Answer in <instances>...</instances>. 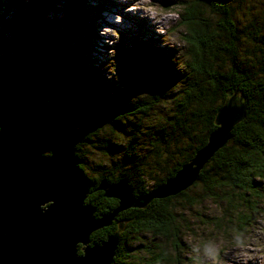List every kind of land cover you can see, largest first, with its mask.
I'll use <instances>...</instances> for the list:
<instances>
[{
    "label": "trees",
    "instance_id": "1",
    "mask_svg": "<svg viewBox=\"0 0 264 264\" xmlns=\"http://www.w3.org/2000/svg\"><path fill=\"white\" fill-rule=\"evenodd\" d=\"M231 1L178 0L181 6L178 25L183 28L186 56L182 70L175 69L172 59L163 55L164 51L153 42L134 41L130 51L115 49L123 67L133 69L146 83L143 96L132 103L119 95L102 101L101 79L93 76L92 66L86 62L89 38H83L74 52L69 49L75 44L88 13L85 0H73L66 10L64 24L52 34L54 38L51 35L46 39L45 31V12L54 9V0H39L26 10V39L19 47L23 50L0 85L15 91L14 74L19 70L28 95L48 99L54 113L57 107L70 101L79 106L82 98H89L102 108L96 121H88L67 142L74 147L82 172L85 163L82 146L114 153L108 162L96 165L95 176H86L89 193L85 202L95 206L96 215L107 213L118 204L117 199L95 190L101 178L112 182L124 177L135 196L146 194L174 175L206 143L208 134L216 127L215 114L227 98L236 92L246 101L244 118L234 125L228 141L208 159L190 186L174 195L154 198L144 207L123 210L109 226L91 233V243L101 242L118 229V222H124L112 264H132L129 237L142 231L172 238L176 244L184 226L179 208L184 205H201L209 200L220 208L221 214L206 216L205 221L221 225L226 216L231 222L232 214L237 213L243 223L247 212L253 211L252 207L262 196L264 25L252 19L241 23ZM162 2L165 6L172 4V0ZM24 100L18 94V103ZM133 117H146V120L130 121ZM127 121L132 122L128 127ZM106 130L126 134L113 140ZM50 131L41 137L40 143ZM95 138L98 141L94 142ZM146 251L148 255L144 259H150L148 264L168 259L163 249L147 246Z\"/></svg>",
    "mask_w": 264,
    "mask_h": 264
},
{
    "label": "rangeland",
    "instance_id": "2",
    "mask_svg": "<svg viewBox=\"0 0 264 264\" xmlns=\"http://www.w3.org/2000/svg\"><path fill=\"white\" fill-rule=\"evenodd\" d=\"M38 1L0 0V83L8 78L9 67L13 65L15 58L19 59L23 50L19 47L22 46V40L26 39V10ZM107 1L109 0H85L88 13L80 26L79 36L74 40L75 44L69 49L74 52L83 38H89V46L85 50L88 55L86 62L92 66L93 76L101 79L99 92L102 101L112 100L119 95L125 102L132 103L137 97L143 96L146 83L133 69L127 70L123 67L118 61L115 49L130 51L134 41L153 42L155 47L164 51L163 55L172 59L175 69L182 70L186 56L182 40L183 28L178 25L181 6L177 4L178 0H172L171 6H165L163 0H116L123 1L125 5L120 6L119 12L115 6H112L110 11L103 7V3ZM142 1L146 2V5L142 4ZM53 3L54 9L48 8L45 12L46 39L60 30L67 16L66 10L73 0H54ZM231 3L241 23L252 19L264 25V0H232ZM145 11L149 13L152 22H155L154 32L147 29L148 22L139 16ZM123 13H127V16ZM106 18L111 21L107 22ZM117 21L122 22V25H115ZM14 76L15 91L21 98H29L26 82L20 79V71H15ZM80 101L79 106L70 101L56 108L54 125L47 138L38 146L42 153L47 154L52 146L67 144L69 139L75 138L86 127L88 121H96L102 113V108L93 100L82 98ZM163 109L165 110L166 106ZM140 119L145 121L146 117H133L130 121L137 122ZM130 121L126 122L127 127L132 123ZM105 132L113 140L126 134L122 131ZM99 134L102 137V131ZM98 139L95 138L94 142ZM81 153L85 162L83 171L87 177L95 176V171L98 170L96 165L102 164V161L108 162L114 154L109 150L103 152L101 149L85 145L82 146ZM179 209L182 211L184 225L180 228L179 241L175 244L172 238L154 236L148 231L130 236V251L134 256L130 260L132 264L150 262V259H144L148 255L147 246L154 250L163 249L167 254V260L152 264H264V189L262 196L252 207L253 211L247 212L243 223L237 213L232 214L231 222L226 216L221 225L205 221L206 216L221 214L220 208L209 200L201 205H184ZM240 224L242 228L239 227Z\"/></svg>",
    "mask_w": 264,
    "mask_h": 264
},
{
    "label": "water",
    "instance_id": "3",
    "mask_svg": "<svg viewBox=\"0 0 264 264\" xmlns=\"http://www.w3.org/2000/svg\"><path fill=\"white\" fill-rule=\"evenodd\" d=\"M28 97L18 103V93L0 85V264H112L124 222L101 242L91 243V233L109 226L123 210L190 186L246 113V101L234 92L218 108L206 143L146 194L135 196L124 177L101 178L95 190L118 204L96 216L95 206L85 202L89 185L74 147L67 143L47 154L39 151L55 113L48 99Z\"/></svg>",
    "mask_w": 264,
    "mask_h": 264
},
{
    "label": "bare ground",
    "instance_id": "4",
    "mask_svg": "<svg viewBox=\"0 0 264 264\" xmlns=\"http://www.w3.org/2000/svg\"><path fill=\"white\" fill-rule=\"evenodd\" d=\"M123 1L122 2H119V1H116V0H109V1H107L106 3H103V7H106L109 11H110V8L112 7V6H115V7H117V10L119 11V12H121V7H124L125 5H123ZM142 4H145L146 5V2H144V1H142L141 2ZM151 3V2H150ZM127 4V3H126ZM121 6V7H120ZM123 9V8H122ZM147 11H145V12H143L141 15H139V16H141L140 18L142 19V20H146L147 22H148V24H147V29H149V30H151V32H154V29H155V27L154 26H156L155 25V22H152V20H151V17L148 15L149 13H146ZM124 15H126L127 16V13H123ZM107 22H110L111 21V19L110 18H106L105 19ZM122 22H118L117 21V23H115V25H117V26H120V25H122L121 24ZM119 24V25H118ZM125 29V28H124Z\"/></svg>",
    "mask_w": 264,
    "mask_h": 264
},
{
    "label": "flooded vegetation",
    "instance_id": "5",
    "mask_svg": "<svg viewBox=\"0 0 264 264\" xmlns=\"http://www.w3.org/2000/svg\"><path fill=\"white\" fill-rule=\"evenodd\" d=\"M95 211H96V208H95ZM96 215V214H95ZM96 216H99V215H96ZM79 252H80V249H79Z\"/></svg>",
    "mask_w": 264,
    "mask_h": 264
}]
</instances>
